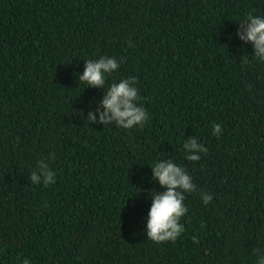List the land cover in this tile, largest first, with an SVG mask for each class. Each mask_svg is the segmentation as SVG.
Instances as JSON below:
<instances>
[{"label": "trees", "instance_id": "trees-1", "mask_svg": "<svg viewBox=\"0 0 264 264\" xmlns=\"http://www.w3.org/2000/svg\"><path fill=\"white\" fill-rule=\"evenodd\" d=\"M249 12L264 16V0H0V264H257L264 61L237 35ZM101 56L123 63L106 87L86 86V60ZM130 76L144 126L88 122ZM189 138L207 149L199 161ZM41 159L54 184L30 182ZM161 159L197 191L185 231L156 244L146 227Z\"/></svg>", "mask_w": 264, "mask_h": 264}, {"label": "clouds", "instance_id": "clouds-1", "mask_svg": "<svg viewBox=\"0 0 264 264\" xmlns=\"http://www.w3.org/2000/svg\"><path fill=\"white\" fill-rule=\"evenodd\" d=\"M239 24L240 30L237 32L239 38L242 41L251 42L255 49L254 56L264 61V16L249 12L247 18ZM121 63L123 59L118 61L115 57L108 56H101L97 60L88 59L82 74L79 75V80L86 86L104 88L106 79L119 69ZM137 82V77L130 76L107 86V94L101 101L103 111L99 112L98 118L95 114L98 109L90 111L88 122L103 123L105 126L114 123L117 127L124 129H132L137 125L143 127L150 117L142 105L138 106L137 102L141 101L142 97L136 87ZM212 131L217 137L223 134L219 124L214 123ZM183 147L189 153L187 159L190 161H199L200 153L207 151L196 138H189ZM151 168L152 178L158 179L164 191H156L152 195L146 234L148 239L156 244L175 242L185 231L184 224L180 222L188 212L184 203L185 194L197 191V186L185 168L170 159H161ZM41 179L44 186L56 182L55 173L48 164L43 163V159L39 161V170L35 169L31 172L30 182L40 184ZM200 195L205 205L213 199L207 192H201ZM201 227L205 225L202 224ZM192 239L199 242L195 236ZM22 264H30V262L25 258ZM257 264H264V256L258 258Z\"/></svg>", "mask_w": 264, "mask_h": 264}]
</instances>
